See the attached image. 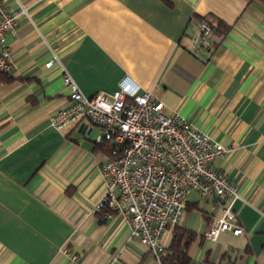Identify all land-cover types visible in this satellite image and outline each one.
<instances>
[{"label":"crops","instance_id":"obj_1","mask_svg":"<svg viewBox=\"0 0 264 264\" xmlns=\"http://www.w3.org/2000/svg\"><path fill=\"white\" fill-rule=\"evenodd\" d=\"M3 1L24 12L6 38L10 78L0 81V264H160L120 217L91 211L107 151L96 127L86 135L88 119L49 124L67 100L65 73L86 95L128 77L164 113L228 147L212 165L237 187L242 232L208 240L229 197L191 191L179 223L197 234L187 264H264V0ZM204 17L215 38L208 57L189 50Z\"/></svg>","mask_w":264,"mask_h":264},{"label":"built area","instance_id":"obj_2","mask_svg":"<svg viewBox=\"0 0 264 264\" xmlns=\"http://www.w3.org/2000/svg\"><path fill=\"white\" fill-rule=\"evenodd\" d=\"M24 8L11 12L0 0V71H9L12 57L6 43ZM189 50L208 57L215 50L212 22L204 17ZM52 62L49 61L47 65ZM66 103L49 116L56 129L88 119L86 135L94 127V141L110 148L99 173L103 189L91 209L117 215L129 227V236L148 246L159 260L167 228L178 225L188 210V193L196 191L204 201L229 197L220 215L213 216L204 236L214 241L222 232L240 234L242 226L232 208L237 187L213 167V160L228 147L196 127L178 111L166 114L163 102L150 90L124 77L113 91L84 94L67 73ZM68 254L66 249L62 250ZM76 259V255H71Z\"/></svg>","mask_w":264,"mask_h":264},{"label":"trees","instance_id":"obj_3","mask_svg":"<svg viewBox=\"0 0 264 264\" xmlns=\"http://www.w3.org/2000/svg\"><path fill=\"white\" fill-rule=\"evenodd\" d=\"M219 28V27H218ZM8 71H0V81L9 79ZM108 152L110 146L106 142L98 144ZM172 239L159 253L160 264H187L190 256L188 253L190 243L196 238L197 234L179 224L172 227Z\"/></svg>","mask_w":264,"mask_h":264}]
</instances>
